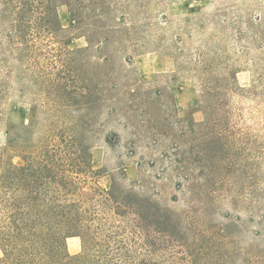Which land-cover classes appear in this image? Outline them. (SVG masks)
I'll return each mask as SVG.
<instances>
[{
  "label": "rangeland",
  "instance_id": "374dc122",
  "mask_svg": "<svg viewBox=\"0 0 264 264\" xmlns=\"http://www.w3.org/2000/svg\"><path fill=\"white\" fill-rule=\"evenodd\" d=\"M133 2V43L106 51L108 60L93 49L86 69L87 75L102 74L111 102L84 110L76 94L60 104L27 64L7 59L8 69H0L7 74L0 148L14 164H23L39 148L58 144L55 125L84 140L80 195L92 198L98 214L126 242L148 239L153 234L145 220L129 209L113 212L110 186L147 193L159 220L166 211L188 208L185 190L177 185L184 170L172 161V146L182 129L204 126L207 103L214 104L206 92L219 91L224 103L218 102L220 110L207 122L203 152L195 139L185 147L190 156L185 165L203 200L192 205L193 222L178 229L181 243L165 231L168 237H153L156 247L150 254L142 249L140 256L157 264H264V0ZM50 19L60 27L52 46L86 48L65 0H51ZM152 209L145 211L147 217ZM174 213L160 226L176 234ZM185 240L189 247L181 245ZM64 242L69 254L81 252L79 236L68 234Z\"/></svg>",
  "mask_w": 264,
  "mask_h": 264
},
{
  "label": "trees",
  "instance_id": "16d2710c",
  "mask_svg": "<svg viewBox=\"0 0 264 264\" xmlns=\"http://www.w3.org/2000/svg\"><path fill=\"white\" fill-rule=\"evenodd\" d=\"M65 4L85 37L87 46L83 50L72 52L50 44L60 31L50 19L51 0H0V69H8V58L27 64V71L45 80L47 94H53L60 104H68L76 94L80 99L79 106L84 110L91 104L111 102L113 97L104 94L108 89L102 74L87 75L86 69H91L89 65H92L90 52L96 49L104 60H108L109 52L106 51L119 44L133 43L136 24L132 9L135 2L65 0ZM127 20L129 23L125 24ZM44 59L46 65L41 62ZM78 62L83 64L79 66ZM6 76L0 74V105L5 98L3 83H6ZM76 81L80 86L71 84ZM206 94L214 99V104L207 103L206 123L201 127L191 124L188 133L182 129L181 136L172 146L176 151L172 161L184 170L177 185L185 190L184 201L188 208L180 213L166 211L161 220L165 222L174 213L173 225L178 232L162 230V221L156 217L157 210L152 209L156 203L147 193H138L132 187L117 191L113 184L107 193V199L115 204L113 212L129 209L146 221L154 238L169 231L172 238L181 243L178 229L182 224H192V205L203 201L201 187L185 165L190 157L185 147L189 140L195 139L199 151L203 152L207 122H213L214 110H220L217 105L223 102L221 93L208 91ZM1 116L0 111V119ZM65 131L55 125L52 132L58 144L39 148L26 157L23 164H14L7 149L0 148V264H157L140 256L144 253L140 252L142 249L149 254L152 252L156 239L136 237L129 239L131 243L126 242L120 230L98 214L92 198L80 195L77 177L86 162L85 142L74 139ZM138 185L144 186L141 181ZM149 208L152 210L147 217L145 211ZM68 234L80 237L79 254L68 253L64 242ZM131 245L139 252L131 249ZM181 245L189 247V241L185 240ZM190 264L196 263L191 261Z\"/></svg>",
  "mask_w": 264,
  "mask_h": 264
}]
</instances>
